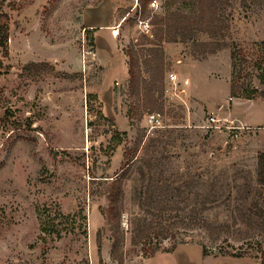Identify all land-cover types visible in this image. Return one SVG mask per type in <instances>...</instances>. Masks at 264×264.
<instances>
[{
    "label": "rangeland",
    "instance_id": "rangeland-1",
    "mask_svg": "<svg viewBox=\"0 0 264 264\" xmlns=\"http://www.w3.org/2000/svg\"><path fill=\"white\" fill-rule=\"evenodd\" d=\"M158 1L157 10L151 4L147 9L149 21L164 15L166 0ZM98 2L4 4L11 23L8 57L0 48V264H118L111 258L104 181L134 157L122 218L124 264H261L264 186L257 158L264 153V96L232 99L230 84L233 46L257 54L264 43V2L231 0L224 7L228 47L215 55L200 56L191 42L164 45V112H144L141 121L139 114L128 119L134 99L123 56L110 57L102 68L93 34L82 23L83 12ZM130 2L120 13L127 20L117 38L124 55L143 36L139 0ZM192 7L172 9L188 13ZM102 49L109 54L107 46ZM237 71L240 82L264 93L259 71L241 62ZM171 73L180 83L189 81L187 88L178 87L184 91L180 98L164 95ZM148 115L161 128L150 130ZM211 117L221 121L220 130L207 129ZM149 183L169 188L160 199L171 206L172 218L228 223L231 235L214 243L203 231L180 228L176 240L169 234L148 258L131 238L144 217ZM173 243L176 249L168 252ZM239 253L247 256H231Z\"/></svg>",
    "mask_w": 264,
    "mask_h": 264
},
{
    "label": "trees",
    "instance_id": "trees-1",
    "mask_svg": "<svg viewBox=\"0 0 264 264\" xmlns=\"http://www.w3.org/2000/svg\"><path fill=\"white\" fill-rule=\"evenodd\" d=\"M6 1L0 0V48L5 58L8 57L11 23L10 16L4 12ZM101 1L99 0L95 7ZM152 1L139 0V5L142 8L141 18L143 20H148L150 17L147 9ZM242 1L244 3L250 1L254 4L264 2V0ZM230 2L231 0H166L164 15H154L149 21L152 27V36L143 35L136 44H130L125 54L128 60L129 89L131 97L134 99L128 114L130 121L134 119L136 114L140 115L139 121H141L144 112H160L161 114L164 112V105L160 102L163 97L165 76L164 45L191 42L195 51L203 57L215 55L228 47L225 39L227 38L230 25L223 12L224 7ZM187 3L193 4L192 9L188 13L180 9H172L178 4L185 5ZM200 37H207V40L201 41ZM231 62L230 98L254 100L258 97H263L264 93L259 89L252 87L251 84L240 82L242 73L237 71V67L240 62L245 65H251L253 69L259 71L257 79L260 85L264 86V43L259 45L257 54L255 52H246L238 46H233ZM0 66H2L1 63ZM137 161V157H134L112 180L104 181L108 199L105 217L110 226L113 242L111 258L118 264H124L126 260V254L123 252L126 236L122 228V218L126 210L125 188L126 183L132 178L133 168ZM150 171L146 174L149 179L151 177ZM141 174L145 175L144 172ZM257 178L259 184L264 186V153H260L257 158ZM167 190L169 191L168 187H158L156 183L147 185L145 190L146 198L144 203L141 204L144 210V217L132 230L131 245L134 248L141 247L142 252L148 258H153L161 250L160 244L169 234L173 236V240H176V231L180 228L203 231L209 235L214 243L231 235L232 226L228 223L217 224L203 217L187 218L178 214H175L176 216L173 219L167 212V209L171 206L169 207L168 202L160 199L167 194ZM208 202L210 201L203 205L204 211L209 209ZM174 203L177 204L176 202ZM170 217L173 220L169 219ZM50 230L49 232L52 233L54 230L53 226ZM175 249L176 243H173L168 252H173ZM203 255H206V248H203ZM222 255L229 256L230 254L222 253ZM231 256L243 258L247 254L239 253ZM262 256L261 264H264V252Z\"/></svg>",
    "mask_w": 264,
    "mask_h": 264
},
{
    "label": "crops",
    "instance_id": "crops-1",
    "mask_svg": "<svg viewBox=\"0 0 264 264\" xmlns=\"http://www.w3.org/2000/svg\"><path fill=\"white\" fill-rule=\"evenodd\" d=\"M131 5L130 0H102L97 7L86 9L82 14V23L86 31L93 34V43L96 58L102 68L108 64L110 57L123 56L125 74L128 75V65L126 56L118 45V36L121 33L123 24L126 22V12L120 16L121 11L126 10ZM128 18V17H127ZM125 19V20H124ZM115 32V36L113 35ZM116 34L117 37H116ZM107 46L109 54L102 53V47ZM121 54V55H120ZM243 123L250 124L249 120L243 119ZM254 129L255 127H252Z\"/></svg>",
    "mask_w": 264,
    "mask_h": 264
},
{
    "label": "built area",
    "instance_id": "built-area-1",
    "mask_svg": "<svg viewBox=\"0 0 264 264\" xmlns=\"http://www.w3.org/2000/svg\"><path fill=\"white\" fill-rule=\"evenodd\" d=\"M151 9L153 10H157L159 8V1L158 0H153L151 2ZM139 28H140V31L143 35L145 36H148V37H151L152 36V27L149 23V20H139ZM113 35L115 36V32H113ZM118 35V34H117ZM116 35V36H117ZM89 55H92V56H95L94 53L92 52H88ZM181 62H178V64H180ZM181 85H183V87H188L189 86V81L188 80H184L183 82L180 83V81L178 80V77L176 74L174 73H171L168 75V84L165 86L164 88V95L165 97H169V96H172V97H175V98H180V95H183L184 94V91L181 90V91H178V87ZM146 122H147V126L150 130H154V129H157V128H161L159 127L157 124H158V121L156 120V116L155 115H148L146 117ZM221 121L216 119V118H213L211 117L210 120H209V124L207 126V129L209 130H220L221 127L218 126V124L220 123Z\"/></svg>",
    "mask_w": 264,
    "mask_h": 264
}]
</instances>
